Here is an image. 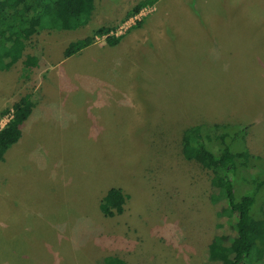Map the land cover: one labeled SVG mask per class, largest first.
Listing matches in <instances>:
<instances>
[{
    "label": "rangeland",
    "instance_id": "374dc122",
    "mask_svg": "<svg viewBox=\"0 0 264 264\" xmlns=\"http://www.w3.org/2000/svg\"><path fill=\"white\" fill-rule=\"evenodd\" d=\"M94 1L86 25L41 31L44 52L28 77L16 57L0 70V127L21 96L40 99L0 162V264H95L105 255L203 264L218 170L186 160L181 136L200 134L214 153L224 144L249 151V166L235 160L236 194L264 177V0H158L138 19L151 13L138 36V20L117 22L137 0ZM104 24L123 36L117 45L97 36L63 56ZM109 190L126 200L103 214ZM260 207L264 216V186ZM258 256L264 264V248Z\"/></svg>",
    "mask_w": 264,
    "mask_h": 264
},
{
    "label": "trees",
    "instance_id": "16d2710c",
    "mask_svg": "<svg viewBox=\"0 0 264 264\" xmlns=\"http://www.w3.org/2000/svg\"><path fill=\"white\" fill-rule=\"evenodd\" d=\"M157 1L137 0L123 19L132 17ZM94 8V0H0V70L10 69L12 57H16L22 63L21 76L28 77V72L39 66L44 52L38 39L41 31L72 30L84 26L92 19ZM139 24L140 20L136 25ZM115 29L114 24L96 27L92 33L70 41L63 50V56L67 58L81 52L97 36H106L109 45H117L122 35L112 34ZM38 93L28 92L13 103L12 116L0 128V162L5 159L7 150L20 139L21 125L39 103ZM1 113L4 115L6 109ZM212 126L222 129L229 127L226 123H213ZM240 127L246 129V125ZM195 128L200 130L202 126L198 124ZM181 152L186 160L195 161L202 167L214 165L218 170L211 177L212 190L209 194L216 213L215 233L213 241L207 246L203 264L259 263L258 251L264 248V216L262 207L255 210V203L258 191L264 186V177L254 180L251 190L239 194L234 192L231 178L237 168V158L245 167L251 164L248 162L251 156L249 151H233L224 144L214 153L205 146L200 134L185 130L181 136ZM218 177L223 178L227 185L219 186ZM125 200V194L109 190L101 197L99 210L107 214L123 205ZM95 264L117 263L113 255H105ZM119 264L130 263L122 261Z\"/></svg>",
    "mask_w": 264,
    "mask_h": 264
},
{
    "label": "crops",
    "instance_id": "0c3cea01",
    "mask_svg": "<svg viewBox=\"0 0 264 264\" xmlns=\"http://www.w3.org/2000/svg\"><path fill=\"white\" fill-rule=\"evenodd\" d=\"M150 7H153V11L151 12V13H153L156 9H157V4L155 3L154 5H152V6H150ZM150 7H148V9L150 8ZM151 10H152V8H150ZM150 13V14H151ZM149 14V15H150ZM146 15V14H145ZM144 15V16H145ZM149 15H147L146 17H144V20H140V24L139 25H136L135 27H133V28H135L134 30L137 32V35L136 36H138L139 34H140V32L139 31H145L146 30V27L147 26H144V24H146V18L149 16ZM94 16H95V8H94V11H93V16H92V20H93V18H94ZM124 17V16H123ZM123 17L122 18H120V19H118V24L120 23V22H122V21H125V19H123ZM144 22V23H143ZM132 29V28H131ZM147 29H151V27L150 26H148L147 27ZM136 36H135V38H136ZM122 38H123V36H122ZM91 46V45H90ZM89 47V46H88ZM42 100V99H41ZM40 101V100H39ZM3 109H1L0 110V112L2 111ZM34 110V109H33ZM33 112V111H32ZM6 115H4V116H2L1 115V113H0V122L2 121V119L5 117ZM8 121V119L6 120V121H4V123H2V126L6 123ZM1 124V123H0ZM1 128V127H0Z\"/></svg>",
    "mask_w": 264,
    "mask_h": 264
},
{
    "label": "built area",
    "instance_id": "2783aa9c",
    "mask_svg": "<svg viewBox=\"0 0 264 264\" xmlns=\"http://www.w3.org/2000/svg\"><path fill=\"white\" fill-rule=\"evenodd\" d=\"M148 10H149L148 7L142 8L138 13H136L135 15H133L132 17L129 18V22L134 23L135 20H138L141 17H143L145 14H147ZM129 24L124 22L125 29L128 28ZM120 28H121V26L119 27V29ZM112 34H114V32H112ZM115 34H117V32Z\"/></svg>",
    "mask_w": 264,
    "mask_h": 264
}]
</instances>
